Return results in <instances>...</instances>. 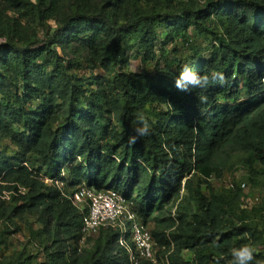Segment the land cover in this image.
Here are the masks:
<instances>
[{
	"label": "trees",
	"instance_id": "16d2710c",
	"mask_svg": "<svg viewBox=\"0 0 264 264\" xmlns=\"http://www.w3.org/2000/svg\"><path fill=\"white\" fill-rule=\"evenodd\" d=\"M68 1L0 0V13L63 21L38 48L0 41L14 51L1 58L0 134L17 145L13 155L0 151V245L30 215L59 248L41 264H130L115 229L101 230L92 250L80 247L83 212L68 195L86 185L132 201L171 264H231L230 248L243 244L256 250L252 264H264V227L237 215L240 188L216 190L212 180L238 152L250 171L259 166L264 175V0H206L172 13L143 6L149 0H74V11ZM157 26L186 43L210 36L206 55L192 46L193 71L221 72L224 82L176 90L182 60L176 70L158 67L166 84L127 71V47L156 59ZM46 57L51 72L38 64ZM82 61L109 77L88 82L76 72ZM17 76L24 94L16 92L15 105L7 78ZM32 99L36 104L27 105ZM138 115L151 131L129 144ZM46 178L65 182L64 189ZM0 264H33L32 253L25 247Z\"/></svg>",
	"mask_w": 264,
	"mask_h": 264
},
{
	"label": "rangeland",
	"instance_id": "374dc122",
	"mask_svg": "<svg viewBox=\"0 0 264 264\" xmlns=\"http://www.w3.org/2000/svg\"><path fill=\"white\" fill-rule=\"evenodd\" d=\"M206 0H149L144 2L143 6L149 7L154 4L155 9L158 12H176L182 6H202ZM77 2V1H76ZM66 8L70 10H75L77 5L74 0H69L65 4ZM63 25L62 17L58 16L52 21L45 22L35 15H21L19 13H14L12 11L0 13V41L7 40L15 44L18 48L30 47L38 48L40 45L39 40L44 36L51 35L54 31L60 29ZM9 30V32H4ZM159 32V38L156 42V59L155 60H145L144 55L137 47L126 48L124 53V58L126 57V70L131 71L133 67L136 71L133 72H143L150 81L166 84V81L160 77L159 66H170L172 70H176V66L182 60L180 68L188 64L193 69V55L194 50L192 46L197 49V52L204 56L210 52V47L213 44L211 37L204 36H194V40L189 43L182 41L181 38L171 39L169 29L161 28L157 26ZM14 51L11 47L4 46L0 44V68L4 66L5 61L1 62V58L7 54L10 55ZM51 58L46 57L43 60H39L38 64L40 67L46 66L47 72L53 71V67L50 65ZM6 65V64H5ZM76 72L82 75L88 82L94 80L92 76H98L103 78H108L109 74L106 73L101 68H96L90 70L87 62H81V68L76 69ZM7 82L11 85L10 97L11 100L18 105L16 101L15 94L18 91L19 94H24V89L22 88L23 83L20 76L15 79L7 78ZM37 99L31 100L27 103L35 105ZM0 151L8 155H13L17 152V145L11 134H0ZM246 154L235 153L232 166L228 168L221 178H213V185L216 190H233L231 184L235 185V188H240L241 195L236 203L237 215L242 219L249 222H257L264 227V175L263 170L257 166L255 172L248 169V164L243 161L246 158ZM36 163V164H35ZM34 164L38 166V163ZM202 179L198 176L195 181ZM254 182H253V181ZM245 185L244 187L242 185ZM204 187V192H206ZM174 208L171 213L174 215ZM27 224L20 223L22 226L21 231H17L8 235H5V239L8 241V245L2 243L0 245V259L5 258V256H10L25 250L32 253V263L41 264L40 262L49 258V254L54 250H59L52 245V238L42 235L40 232V225L36 222L35 216H27ZM29 225L32 226L30 230ZM153 228V226H151ZM4 224H0V230H3ZM40 232V233H38ZM102 236V234H96L89 236L85 242H80V247L85 250H92L95 242ZM38 248H37V247ZM187 258H191V253H186Z\"/></svg>",
	"mask_w": 264,
	"mask_h": 264
},
{
	"label": "built area",
	"instance_id": "2783aa9c",
	"mask_svg": "<svg viewBox=\"0 0 264 264\" xmlns=\"http://www.w3.org/2000/svg\"><path fill=\"white\" fill-rule=\"evenodd\" d=\"M45 181L62 190L65 187V182L59 179L46 178ZM68 197L83 212L80 242L103 229L112 228L117 231L118 244L128 253L130 264H171L170 252L165 247H158L151 225L143 223L132 201L121 193L81 185Z\"/></svg>",
	"mask_w": 264,
	"mask_h": 264
},
{
	"label": "clouds",
	"instance_id": "9594fccd",
	"mask_svg": "<svg viewBox=\"0 0 264 264\" xmlns=\"http://www.w3.org/2000/svg\"><path fill=\"white\" fill-rule=\"evenodd\" d=\"M131 71H136L133 67ZM224 75L221 72L200 74L193 71L192 67L185 64L181 67L173 80V86L180 92L189 93L194 89H206L212 82H224ZM203 99V97H201ZM138 126L135 134L129 137V144H135L137 139L148 136L151 131L149 120L143 116H137ZM255 249L250 244H243L230 248L231 264H252L255 259ZM219 264V259L216 261Z\"/></svg>",
	"mask_w": 264,
	"mask_h": 264
}]
</instances>
